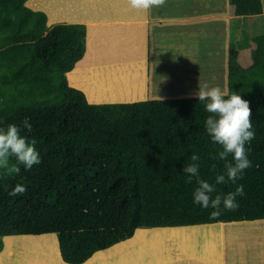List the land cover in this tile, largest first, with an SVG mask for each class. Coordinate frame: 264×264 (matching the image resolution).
Segmentation results:
<instances>
[{
  "label": "trees",
  "instance_id": "obj_1",
  "mask_svg": "<svg viewBox=\"0 0 264 264\" xmlns=\"http://www.w3.org/2000/svg\"><path fill=\"white\" fill-rule=\"evenodd\" d=\"M26 2L0 0V128L27 119L32 130L21 133L35 140L41 163L11 175L0 170V251L4 236L54 233L62 259L80 264L138 228L264 219V34L229 49L227 92L249 102L255 138L245 145L251 166L242 177L216 185L220 194L242 185L238 207L212 218V208L193 202L196 180L183 172L194 153L201 179L215 183L224 172L204 103L89 102L66 76L84 56L86 26L49 27ZM229 8L232 15L263 11L259 0H229ZM17 184L26 193L10 196Z\"/></svg>",
  "mask_w": 264,
  "mask_h": 264
},
{
  "label": "crops",
  "instance_id": "obj_2",
  "mask_svg": "<svg viewBox=\"0 0 264 264\" xmlns=\"http://www.w3.org/2000/svg\"><path fill=\"white\" fill-rule=\"evenodd\" d=\"M259 2L263 11L251 15H232L229 0H166L164 6L152 7L148 11L132 9L128 0H27L26 6L43 11L49 27L61 23L86 26L84 56L76 63L77 68L66 74L68 84L81 89L91 103H111L136 102L150 97L158 99L159 88L164 94L162 89L167 85L162 82L166 76L162 65L167 56L175 64H181V60L182 65L184 62L188 66L191 56L200 48L213 53V36H218L222 63H225L231 47L242 48L245 40L252 44L253 38L264 34V0ZM125 84L130 86L127 91ZM166 95L165 99L180 98ZM193 226L199 225L138 228L131 238L96 251L80 264H131L130 251H126V247L138 231ZM48 234L56 240L57 261L54 264H70L60 255L57 236L54 233L44 235ZM221 243L216 242L217 249L213 252L216 262L212 263L194 257L176 258L178 251L188 249V246L180 247L177 240H166L163 257L157 262L151 261V264H175L181 260L228 264L229 257L222 248L223 238ZM115 250L119 252L113 254ZM110 251L112 255L108 258L96 256ZM27 262L30 260H24L23 264ZM230 264L242 263L234 259Z\"/></svg>",
  "mask_w": 264,
  "mask_h": 264
},
{
  "label": "clouds",
  "instance_id": "obj_3",
  "mask_svg": "<svg viewBox=\"0 0 264 264\" xmlns=\"http://www.w3.org/2000/svg\"><path fill=\"white\" fill-rule=\"evenodd\" d=\"M165 3L166 0H128L132 9L142 11H148L152 7H162ZM192 95L204 103L205 110L210 114L206 118L205 128L213 142L222 147L218 158L225 161L224 172L215 176V183L201 179L198 163L200 157L195 153L191 156L192 163L185 166L183 172L187 175V182L191 183L193 178L196 180L197 187L193 192V202L204 209L212 208L210 216L215 218L223 211L235 210L238 207L237 197L244 194L242 185L237 186L234 192L226 194L217 193L216 185L229 181L235 183L242 177L244 170L251 166L245 148V145L255 138L251 109L249 102L243 100L239 94L234 92L229 94L218 86L211 88L207 84L199 86L198 91L193 92ZM22 128L31 132L32 125L25 119L21 126L11 123L6 128H0V170H3L5 175L19 173V165H23L27 170L41 163L35 140L30 142L27 135H22ZM230 155L231 160L228 159ZM13 159L15 163H12ZM26 191V187L17 184L8 194L19 196Z\"/></svg>",
  "mask_w": 264,
  "mask_h": 264
},
{
  "label": "bare ground",
  "instance_id": "obj_4",
  "mask_svg": "<svg viewBox=\"0 0 264 264\" xmlns=\"http://www.w3.org/2000/svg\"><path fill=\"white\" fill-rule=\"evenodd\" d=\"M100 76H98V81L99 78L101 79ZM99 83L101 84L100 81ZM128 87L126 86V91ZM223 226V222H218L185 228H167L163 230L138 231L126 247V251H130V256L132 258L131 264H151V261L157 262L163 257L164 251L162 248L164 247V243L166 240H177L180 243V247L181 245L188 246V249L178 251V254L175 256L176 258L194 257L202 259L205 262L215 263L216 261L214 260L213 252H216L217 249L216 242H219V245L222 244V236L224 233ZM235 234L236 233H234L233 235ZM43 252H45L44 258L49 262H47L43 258ZM56 252V240L53 235L41 234L7 236L4 239V246L2 251L0 252V264H23V261L27 259H29L30 262H27L25 264H54L57 261ZM118 252L119 250H115L113 254H116ZM111 255L112 252L110 251L106 253H98L96 256L108 258Z\"/></svg>",
  "mask_w": 264,
  "mask_h": 264
},
{
  "label": "rangeland",
  "instance_id": "obj_5",
  "mask_svg": "<svg viewBox=\"0 0 264 264\" xmlns=\"http://www.w3.org/2000/svg\"><path fill=\"white\" fill-rule=\"evenodd\" d=\"M221 35L222 33L219 34V37ZM212 39L213 53L204 52L200 48L191 56L192 60L188 66L184 62L182 65L181 60V64H175L173 59L167 56V61L162 65L165 69L164 75H166L162 82L167 84H165L167 89L163 88L164 94H161L159 88L157 93L159 98L165 99V94L167 97H172V95L180 98L195 97L192 95L193 92L198 91L199 86L202 87L205 84L209 88L218 86L222 91H227L228 58L225 63H222L223 57L218 36L217 38L213 36ZM251 45L250 40H245L242 48L246 49ZM242 48L238 47L237 49L242 50ZM223 230L224 244L222 248L225 255L229 257L228 264L234 259L242 264H264V219L224 223ZM234 233L236 234L233 235ZM5 237L7 236L2 237V241ZM2 243L4 246V241Z\"/></svg>",
  "mask_w": 264,
  "mask_h": 264
},
{
  "label": "water",
  "instance_id": "obj_6",
  "mask_svg": "<svg viewBox=\"0 0 264 264\" xmlns=\"http://www.w3.org/2000/svg\"><path fill=\"white\" fill-rule=\"evenodd\" d=\"M1 252V251H0Z\"/></svg>",
  "mask_w": 264,
  "mask_h": 264
}]
</instances>
